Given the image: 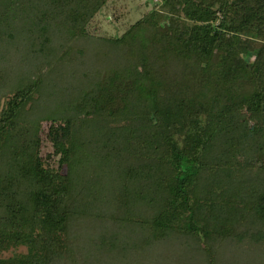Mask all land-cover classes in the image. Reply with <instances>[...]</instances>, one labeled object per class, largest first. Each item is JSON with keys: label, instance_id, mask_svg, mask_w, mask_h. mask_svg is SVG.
I'll use <instances>...</instances> for the list:
<instances>
[{"label": "trees", "instance_id": "trees-1", "mask_svg": "<svg viewBox=\"0 0 264 264\" xmlns=\"http://www.w3.org/2000/svg\"><path fill=\"white\" fill-rule=\"evenodd\" d=\"M263 231L264 0H0V264H264Z\"/></svg>", "mask_w": 264, "mask_h": 264}, {"label": "rangeland", "instance_id": "rangeland-1", "mask_svg": "<svg viewBox=\"0 0 264 264\" xmlns=\"http://www.w3.org/2000/svg\"><path fill=\"white\" fill-rule=\"evenodd\" d=\"M101 18H103V17H101ZM110 18V17H109ZM103 27L104 28H106L109 32H107L106 34H112V35H115V34H117L119 31H121V29L120 28H118V27H115V26H111V25H109V24H107V22L106 21H104V23H103ZM118 29H120L119 31H118ZM250 58V57H249ZM249 60H251V59H249ZM252 61V60H251ZM183 144H185V143H183ZM138 153H141V150H139V151H137ZM153 154H154V157L155 158H159V156H160V151H157L156 149H153ZM150 155H151V153H150ZM148 155L146 154L145 155V158L147 157ZM139 159H140V161L141 160H143V157H141V156H139ZM141 162H143V161H141ZM185 166L186 167H188V164H185ZM263 234H264V231L262 232ZM22 251H25V249H23ZM9 254H13V252L11 251Z\"/></svg>", "mask_w": 264, "mask_h": 264}]
</instances>
